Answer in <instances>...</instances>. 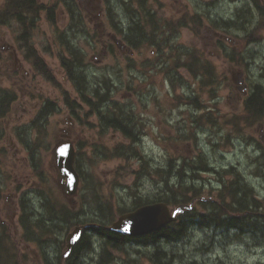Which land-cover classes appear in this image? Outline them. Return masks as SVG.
<instances>
[{
	"label": "rangeland",
	"instance_id": "1",
	"mask_svg": "<svg viewBox=\"0 0 264 264\" xmlns=\"http://www.w3.org/2000/svg\"><path fill=\"white\" fill-rule=\"evenodd\" d=\"M36 1L46 7L41 10L36 27L31 31L32 45L54 74L60 87L48 81L42 70L34 67L33 73L30 65L24 60L25 49L23 50L22 45H18L16 41L20 28L12 23L8 29L1 27V54L8 55L6 51L16 50V56L3 55L2 59L10 69L5 74L6 77L0 76V85L14 90L17 99L10 107L8 117L4 121L0 120V151L4 152L0 157L3 162L0 179L4 186V197L0 206L5 204V196L8 197L7 201L14 199L17 204L19 198L28 196L32 215L40 216L45 212V207H42L41 203L43 197L39 196L36 190L39 185L49 190L50 199L53 197L56 201L73 207L72 223L68 226H58L55 230L57 238L46 237L48 242L44 241V246L51 244L55 247L58 240L64 241L65 234L75 224L84 225L88 232L91 227L99 226L101 221L105 222L101 216L109 211L113 213V220L119 214L141 206L142 204L134 206L141 198L152 200L159 197V194L164 196L163 181L161 176L154 172V168H163L170 157L176 158L177 165L181 163L182 156L188 157L193 165H204L203 168L195 167L184 174V178L189 180L187 183H194L201 188L202 199L196 198L193 205L196 212H205L211 185L215 189H221L219 196L226 207L232 209L237 205V195L233 198L232 192L228 191L232 181L241 184L247 181L250 185L255 183L258 199L264 200V179L261 178L264 160L260 159H264V156H261L264 149L260 147L262 143L256 136L258 124H264V112L258 120L250 118L251 109L244 110L241 101L231 98L228 88L224 86V83L227 84L231 80L230 69L242 70L243 76L250 82L260 81L264 84V19L261 20L259 16L257 19V15L253 14L247 5V0H238L236 3L234 0H143L158 20L159 17L162 19L161 30L157 35L160 42L159 51L154 44L147 43L135 48L129 44L128 46L127 41L123 39L128 26L132 25L137 15L139 16L140 9L136 4L138 0H70L72 11L75 13L71 12L62 0ZM107 3L111 17L107 13ZM259 3L264 7V0H259ZM51 5L54 6L51 9L54 15L47 10ZM204 8L208 9L207 13L213 18L228 21L235 18L230 16L241 15L242 20H249L247 30L242 29L243 24L240 23L239 26L221 32L228 35L237 33L244 38L253 35L252 41L247 45L244 38L240 37L242 45L237 46L238 48L224 42L219 54L214 53L210 35L203 38L207 46L205 49H202L201 44L193 43L197 42V39L191 33L193 27L190 17L194 12L195 15L199 14ZM1 12L5 15L3 8ZM79 25L82 28H79ZM69 26L74 29L71 30ZM119 27L126 31L120 33ZM68 28L70 31L66 35L70 46L73 45L80 51L87 64V73H84L89 84L84 89L87 97L93 95L91 91L101 80H108L112 99L117 100L134 118L141 138L140 144L138 142L137 145H140L144 155H147L150 164V172L145 175L141 164L136 158H132L131 152H128L131 158L110 157L92 160V164L87 159L91 149L81 148L78 161L84 180L77 195L72 199L62 193L63 188L54 166L52 147L62 139L71 140L76 147L77 144L94 142L99 146L103 144L113 147L118 142L127 141L112 128L102 129L92 114L85 116L89 107L59 64L60 48L55 38L56 32L57 29L67 31ZM154 30L156 33V29ZM113 36L123 42L124 49L114 45ZM110 44L114 45L113 50L109 48ZM195 44L199 48L196 49L199 51L197 53L193 48L190 51ZM188 52L193 53L189 65L181 63L188 60ZM63 54L67 55L66 52ZM176 62L177 66L174 68ZM203 69L206 70V75L202 74ZM217 73L222 75L224 80L219 81ZM219 82L221 84H218ZM63 90L76 102L74 111L65 104ZM45 99L53 101L56 112L55 109L51 111L45 125L31 126L33 115H37V110ZM191 100L196 102L192 104ZM91 121L95 123L94 127L87 124ZM40 128L42 135L37 132ZM36 135L42 139L36 152L38 162L41 161L43 167L35 165L37 162L33 163V159L26 156L30 155L32 150L26 145L29 143V137L32 141ZM24 141L26 144L22 147L21 143ZM254 148L259 149L258 153H254ZM200 157L203 158L204 164L200 162ZM42 172L44 180L40 179L39 174ZM169 178V184L178 182L177 175ZM249 189L247 188L248 191ZM8 210L15 211L16 208L7 205V211H3L1 215L4 222L9 221L12 230L13 218ZM104 211L107 212L101 213ZM7 216L11 218L8 219ZM203 230V226L191 224L188 237L173 244L161 243L163 250L169 252L165 253L166 260L181 264L193 261L196 264H264V252L258 256L255 254L252 250V239L249 244L241 238H229L226 240V250L219 249L213 254L210 249L213 250L215 245L204 242ZM91 237L94 253L90 261L94 263L99 257L102 242L99 237ZM14 240H18L17 235ZM36 246L39 248L38 244ZM18 247L22 251H34L32 246L21 241L20 232ZM152 251L145 246L129 250H111L113 260L116 259L114 262L120 264H149L146 254ZM60 254V250L52 248L51 257L54 262ZM161 254L158 256L159 260ZM33 257L37 259V255ZM22 259L21 256L20 264H23ZM26 262L33 264V259Z\"/></svg>",
	"mask_w": 264,
	"mask_h": 264
},
{
	"label": "flooded vegetation",
	"instance_id": "2",
	"mask_svg": "<svg viewBox=\"0 0 264 264\" xmlns=\"http://www.w3.org/2000/svg\"><path fill=\"white\" fill-rule=\"evenodd\" d=\"M62 1L65 3L67 8L70 9L71 12H73L72 11L73 6L71 5L70 0H62ZM236 1L238 0H234L233 2L236 3ZM247 2H248L247 5L252 10L253 14L257 15V19H258V16L260 17L259 13L260 11L262 12L264 11V7L261 6V4L259 3V0H247ZM205 3L208 4L209 2H205ZM5 4H6V0H0V5H2L0 10H2L3 8V11L5 13V15L2 12L0 13V28L4 27L8 29L11 23L14 24V26L17 25L18 29L20 28L19 31L17 32L16 41L18 45L19 44L22 45L23 50L25 49L24 60L30 65L34 73V70H35L34 67L36 66L34 65L33 62L35 59L39 58V56L30 55L27 52L28 48L34 49L32 45V35H31V31L35 27L34 18L28 16L26 19H24V21L20 22L18 20V17H16V15H14V13L11 12L12 10L5 7ZM107 5H108L107 13H108V16H110L109 3H107ZM207 11L208 9L204 8L199 14L195 15L196 12H194V14H192V16L190 17L192 20V27H193L191 30V33L192 35L196 36V39H197V42H193V43H197V44L199 43L201 44L202 49H205V47L207 46L204 43L203 38L206 37L207 35H210L213 41L211 42H212V46L214 49V53L216 54L220 53L221 44H223L224 42H227L228 44L229 43L233 44L235 45L236 48H238L237 46L241 47L242 41H240V37L242 36H238L237 33H233V35L224 34L221 32V30H226L227 28H231L233 26H239L240 23L243 24L242 29L247 30L249 28L247 27L249 20L244 21L242 20L241 15H233L230 17H235L234 19L230 18L228 21H225L224 19L213 18L212 15H209L207 13ZM263 19H264V14L261 17V20ZM252 22H254L253 19H252ZM245 24H246V27H245ZM78 27L82 28L81 25H79ZM69 28H71V30L74 29V27H71V26H69ZM69 28L67 29V31L65 29L62 32L65 37H67L66 34L70 31ZM252 39H253V35L252 37L246 36V38H244L247 45L249 44L250 41H252ZM6 46L10 48L9 45H6ZM192 48L194 52L196 53L199 52L198 50H196V49H199L196 44L195 46H192L191 49L189 48L190 51L192 50ZM61 49H62V52L68 53L66 46H61ZM121 49H124V48H121ZM6 52H8V55L5 53L1 54L0 52V76L2 75L3 77H6L5 74H7L8 69H10L9 65L6 64V62L2 59L3 55H6V57H8L10 54H12L13 57L16 56V50H11V51H6ZM188 53H190V55L193 54L192 52H188ZM208 53L210 55H213V53H211L210 51H208ZM63 56L67 57V55H64V54ZM9 59L12 60L11 57H9ZM45 64L46 63L43 60V67L48 68L46 66L47 64L46 65ZM59 64L62 70L66 72L63 66L61 65L60 61H59ZM203 71L204 72L202 74L206 75V70L203 69ZM229 72L231 74L230 76L231 80L227 84L224 83V86L228 88V93L230 94V97L235 98L236 100H240L241 106L244 110L247 108L251 109V113H250L251 115L249 117L250 118L252 117L258 120L261 113L264 112V84H261L260 81L250 82L247 78L243 76L242 70L230 69ZM213 74L215 76V72ZM216 77L218 78L219 81L224 80L222 78V75H219V73L216 74ZM217 82L218 81H216V83ZM218 84H221V82H219ZM252 97L256 99L255 103L251 102ZM16 99H17V94L14 90L0 85V120L1 121H4L8 117V112L10 111V107H12L13 102ZM51 103H52L51 99H45L42 101V104L39 106L37 110V115L36 116L33 115V118L30 121L31 126L45 125V122L48 121V117L51 115L50 107H49ZM256 136L259 142L262 143L260 147L264 149V124L262 123L258 124ZM38 138H40V136L36 135L35 140L31 141L29 137L28 144H26L25 141L21 143L23 144L22 147L26 144L28 148L32 149L30 155H26V156H28L30 159H33V163L35 162L36 159H39L38 154L36 150L34 149L35 144L39 143L40 145V141L42 140V139L36 140ZM240 146H242V144H240ZM39 148L40 147H38V149ZM258 151H259L258 148H254V153L255 152L258 153ZM3 153H4L3 151L2 152L0 151V157L3 155ZM257 156H259V154H257ZM261 156H264V153H262ZM260 159H262V161L264 160L262 157ZM2 163H3L2 160H0V169H1ZM35 165H38L39 167H43L41 161L35 163ZM261 178L264 179L263 167L261 168ZM241 185L243 186L241 188L240 187L238 188V191H239L238 196L240 200L237 203L236 211L229 209L222 203L220 196H219V192L221 189H215L214 186L211 185L210 193L208 194L206 198V204H207L206 212L208 214H207V219H206L205 228L203 232H204V242L206 244L209 243L211 246L215 245L213 250L210 249V252H212L213 254L217 253V250L219 249L226 250L225 248L227 246L226 240H228L229 238L237 237L236 239H239L240 236H236V234L237 235L241 234L243 236L241 237V239L245 240L247 243H249L250 239H252V250L255 251V254H257V256L259 255V253L264 252V200L258 199L256 195L257 188L255 187V183L250 185L246 181L245 183L243 182ZM246 187L248 189L250 188L249 190L251 192L248 191ZM3 189H4L3 182L0 179V203L1 204L3 202V197H4ZM30 194H33V193H30ZM39 194L43 195L40 191H39ZM26 197L27 198L24 197L22 199L19 198L18 204H17V202H15L14 199L7 201L8 197L5 196L6 202L4 205L0 206V264H20L21 256L23 258L21 260L23 264H27L26 261L28 260L31 261V259H33V264H66V260L68 256H70L71 252L67 256V258L63 259L62 262L59 261L58 257L56 258V261L54 262V260L51 257L52 248H54V250L56 251L61 250L62 249L61 245L63 242L58 240L56 242L55 247H53L51 244H49L48 246H44L43 242L44 241L48 242L46 238L47 237L46 232L42 230L35 231V228L32 223L33 222L32 220H34L36 217L43 216V214H41L40 216L32 215V210L29 209L30 202L27 200L28 196ZM43 197L45 198L44 195ZM41 203H42V207H47L45 205V201L44 202L42 201ZM7 205H13L16 208L15 211L8 210L9 213L11 214V217L13 218L12 230L9 227V221L4 222L1 216L3 211H7ZM25 212L30 213L28 216L29 219L25 220V223H24L26 224V226L21 223L22 215ZM11 217L7 216L8 219H10ZM43 217H45V215ZM27 226H28L29 231L26 232L24 230V227L27 228ZM19 232H20L21 241H23L25 244L29 246H32L34 248V251L31 249H26L25 251H22V249H19L18 247ZM16 235L18 236V240L15 242L14 238H16ZM245 236H248V237L245 238ZM13 242L15 245H17L16 247L13 246L14 245ZM135 243H136V239H133L132 237L131 238L128 237V239H126L123 242V245L125 249H130L132 245ZM37 244L39 245V248H37L36 246ZM223 245H225V247ZM33 255H37V259H35Z\"/></svg>",
	"mask_w": 264,
	"mask_h": 264
},
{
	"label": "trees",
	"instance_id": "3",
	"mask_svg": "<svg viewBox=\"0 0 264 264\" xmlns=\"http://www.w3.org/2000/svg\"><path fill=\"white\" fill-rule=\"evenodd\" d=\"M138 9L140 11L139 16L137 15V18L134 19V22L132 25L128 27V31L123 34V39L129 42L130 46L138 47L141 45H145L147 43L154 44L159 51L160 48V42L157 39L158 31L160 33L161 30V17H159V20L154 12H151L144 4L143 0H138ZM5 7L12 10L11 12L18 17V20L24 21L28 16L34 18V25L36 27V20L40 16L41 10H43L46 6L37 2L36 0H6ZM54 6L51 5L47 10L53 14ZM135 13V12H134ZM54 15V14H53ZM262 15V14H261ZM156 29V33L155 30ZM149 30V32H148ZM154 30V31H153ZM119 31L121 33L122 30L121 27H119ZM126 31V30H125ZM124 31V32H125ZM63 31L57 30L55 38H57L59 42V48L60 46H66L69 56L64 57L62 51L60 50L58 53V58L63 66L64 70L66 71V75L68 79L72 82L75 89H77L78 92H81L82 97L84 98V103L89 107L88 112H86L85 116H89L90 114H94L98 120V123L102 129H109L112 128L116 131H119L124 137L131 140L130 143L124 145V143H119V145L109 147L106 145L101 144H95L94 143H85L80 144V146L90 145L91 146V154L87 157V159L92 163V160H101V159H107L110 157H129L130 154L128 152H131L132 156H136L139 159V163L141 164V168L145 172V175H148L149 168V159L142 154V152H137L133 148V143L137 141V129H136V122L133 117H131L127 111L124 110L123 106L119 105L117 103V100L112 99V93L110 90V85L108 80H101L100 83L95 85L94 89L91 91L93 93L92 96L87 97L84 89L85 86L88 84L87 79L82 72V68L84 66L82 65L83 57H80V53L76 48H73L74 46L69 44V38L65 37L62 33ZM155 33V34H154ZM110 49L113 50L114 45L109 46ZM28 54L30 55H37L36 51L32 48H28ZM192 55L188 53L187 57L188 60L182 61L181 63L190 64V58ZM34 65L39 69L42 70L43 76L49 80L50 82H53L57 86L60 87L59 82L56 80L55 76L52 74V72L48 68L43 67V60L39 57L34 60ZM177 66V62L174 65V68ZM169 73V71H168ZM89 85V84H88ZM64 92V90H63ZM64 100L65 103L68 105V107L71 109V111H74V107L76 102L71 100L69 98V94L65 91L64 94ZM251 102L255 103L256 99L253 97L251 98ZM50 111H53L56 107L53 103L50 104ZM55 107V108H54ZM91 127L95 126V123H90ZM37 127V125H36ZM79 154V152H78ZM144 157H143V156ZM201 161L204 164V160L202 157H200ZM177 160L174 157H170V160L168 161L167 165H165L163 168H154V172L161 176V181H163L164 185V196L162 194H159V197H155L152 200H145L141 198V201H138L134 204V206L137 204H145V203H151V202H157V201H164L169 205H177L180 203H187L192 198L198 197L202 195L200 193V187L196 186L194 183H187L189 180H186L184 178V174L186 172H190L191 169L195 168L200 169L203 168L204 165H198L196 166L191 164L188 160V157L182 156L181 157V163L179 165L176 164ZM93 164V163H92ZM79 162L78 159L76 160V167H78ZM188 167V170H187ZM147 171V172H146ZM41 175V174H39ZM82 182L84 180V174L80 172ZM173 175H177L178 182L175 184H169V177H172ZM186 182V183H184ZM243 185L240 184V182L232 181L228 187V191L232 192V197L235 198L237 195V203L239 202L240 198L238 196L239 191L238 188L242 187ZM133 196H135V192H133ZM49 195L46 196L45 194V205L46 207V215L45 217L40 216L36 217L33 222V226L35 228V231H44L48 236H52L53 239L55 238V230L60 225H70L72 222V218L74 217L73 210L67 205L61 204L59 201H56L53 197L49 200ZM54 201V202H52ZM92 202L90 201L89 204ZM204 203V202H203ZM57 204L59 207H57ZM235 205L232 210L236 211ZM99 210V209H98ZM95 211V210H94ZM107 211L101 212L106 213ZM122 212V211H121ZM120 213V212H117ZM30 213L25 212L22 215L21 223L24 224L25 220H28V216ZM113 213L112 211H109L108 214L102 215L106 221L100 222L99 226H93L89 229L90 233H83L77 244L73 247L70 256H68L66 260V264H84L79 260V257H82V253L89 252L92 254V243L91 239L89 237V234L95 233L97 234V237H99L102 241L101 247H102V253L100 255V258L98 260V264H118L115 263L113 260L114 256L112 255L111 250H120L123 247V242L128 239L127 236L111 231L106 226L109 224V221L112 220ZM197 220L200 221V224L204 223L205 220V213L203 212H195L193 209L190 211H185L183 214L178 216L176 222H172L170 224H167L163 227H161L159 230L150 232L149 234L145 236H140L136 239V241H139L143 243L142 245L146 246L145 244L148 241L153 240H160V237L164 239L163 243L168 245V243H176L178 241L183 240L185 237H188V231L189 227L191 226V220ZM62 220V221H60ZM235 221V220H233ZM62 222V223H61ZM107 222V223H106ZM189 223V224H188ZM26 226V224H24ZM187 227V228H186ZM24 230L27 232V228L24 227ZM186 232V233H185ZM46 235V236H47ZM131 238V237H130ZM177 239V240H175ZM166 241V242H165ZM122 246V247H121ZM162 253L161 250L157 247L156 250H153L152 252L147 253L146 257L150 261L149 264H156V256ZM175 259V258H174ZM161 263V261H159ZM163 264H170L163 263Z\"/></svg>",
	"mask_w": 264,
	"mask_h": 264
},
{
	"label": "water",
	"instance_id": "4",
	"mask_svg": "<svg viewBox=\"0 0 264 264\" xmlns=\"http://www.w3.org/2000/svg\"><path fill=\"white\" fill-rule=\"evenodd\" d=\"M55 165L61 175L64 192L73 195L77 191L79 176L74 168L73 162L75 150L71 142H62L53 148ZM193 201V200H192ZM192 201L189 204H179L169 207L165 202L159 201L142 205L132 211L119 215L109 226V230L124 235L138 236L157 231L167 223L175 221L177 215L185 210H190ZM82 230L80 226L75 227L66 236L67 251L81 238Z\"/></svg>",
	"mask_w": 264,
	"mask_h": 264
},
{
	"label": "bare ground",
	"instance_id": "5",
	"mask_svg": "<svg viewBox=\"0 0 264 264\" xmlns=\"http://www.w3.org/2000/svg\"><path fill=\"white\" fill-rule=\"evenodd\" d=\"M253 113H254V112H253ZM252 115H253V114H252ZM245 192H246V191H245ZM246 193H247V192H246ZM244 194H245V193H244ZM220 214H221V213H220ZM222 214H223V213H222ZM216 217H217V216H216ZM218 217H219V216H218ZM200 221H202V220H200ZM200 221H199V222H200ZM205 223H206V222H205ZM188 224H189V223H188ZM244 226H245V225H244ZM186 228H187V227H186ZM199 228H200V227H199ZM228 228H229V227H228ZM201 230H202V228H201ZM59 233H60V232H59ZM185 233H186V232H185ZM203 233H204V232H203ZM203 235H204V234H203ZM236 236H240V238L243 237L241 234H239V235L236 234ZM64 237H65V236H64ZM236 238H237V237H236ZM175 240H177V239H175ZM240 240H241V239H240ZM230 241H231V240H230ZM165 242H166V241H165ZM226 243H227V242H226ZM230 243H231V242H230ZM230 243H229V245H230ZM226 245H227V244H226ZM223 246L225 247V245H223ZM209 247H210V246H209ZM226 247H227V246H226ZM212 248H213V247H212ZM224 249H225V248H224ZM165 253H169V252H167L166 250H163V251H162V254L160 253V254L162 255V257H161L160 260L158 259V256H159V255L156 256L155 259H156V262H158V263H156V264H163L164 262H165V263H168V260H166V257H165ZM163 259L166 260V261H162ZM159 261H161V263H159ZM169 263H170V264H181L180 262H177V261H176V262L169 261ZM188 264H196V262L193 261V262H190V263H188Z\"/></svg>",
	"mask_w": 264,
	"mask_h": 264
}]
</instances>
